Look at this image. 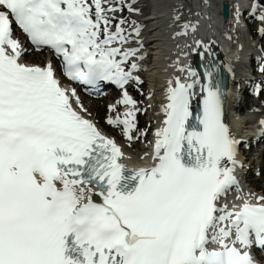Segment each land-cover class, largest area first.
Instances as JSON below:
<instances>
[{"label": "snow or ice", "instance_id": "1", "mask_svg": "<svg viewBox=\"0 0 264 264\" xmlns=\"http://www.w3.org/2000/svg\"><path fill=\"white\" fill-rule=\"evenodd\" d=\"M136 4L0 0V264H258L264 193H245L236 175L240 142L227 123L223 82L224 68L234 76L230 62L217 61L202 39L185 45L202 70L181 66L186 78L167 81L163 120L144 154L151 167L129 168L131 157L62 83L61 75L89 92L116 85L121 98L109 111L117 115L107 123L121 127L129 147L147 137L137 121L147 109L127 87L143 83ZM233 7L239 24L243 13ZM251 8L264 22V3ZM17 27L36 51L53 52L59 72L51 60H25L31 50ZM197 30L185 21L174 38Z\"/></svg>", "mask_w": 264, "mask_h": 264}, {"label": "bare ground", "instance_id": "2", "mask_svg": "<svg viewBox=\"0 0 264 264\" xmlns=\"http://www.w3.org/2000/svg\"><path fill=\"white\" fill-rule=\"evenodd\" d=\"M236 1L238 4H240L241 0H233V2H236ZM152 2L156 6V9H160L164 15L170 14L172 18H174L177 15L181 16L183 13L186 14L187 19L196 18L198 20L197 22H194V21L191 22L192 24H195L198 26V30L194 37L197 39L206 38L207 31L205 28H203V24L201 23V21L204 20V18L201 15L202 10L196 4H194V6L192 3H189V6L183 5L181 0H152ZM206 4H207L208 11L204 13L211 15L217 12V8L215 7L213 3L206 2ZM142 7L144 11L147 8L145 4ZM124 15L127 16L128 13L125 12ZM132 18H134V15ZM154 20L156 21L151 25L153 29L150 30V36L148 37V39L142 38L143 44H147L150 48L152 45L153 48H155V50L157 51L156 55L159 57V59L156 61L154 65L153 72L148 75L150 83L151 81H153L154 87H155L153 91V100L152 101L151 99L148 100V104L150 106H151V102L154 103V108L152 112H151V109L149 111L150 117L152 114L153 120L154 122H156L153 133L155 132L156 128L161 126V123L163 120L162 107L158 100L160 97L166 96L167 81L170 79L171 76L176 75L177 70H179L180 66L177 63L178 57L183 56L184 53L186 52L187 49L185 45L192 44L193 40L195 39L192 36L188 38H182L181 40L179 38H174L175 33L180 31L179 29H175L173 25L165 26L164 23L162 22V18L160 15L156 16ZM199 21L201 24L199 23ZM182 47H183V50H182ZM239 47L248 48L251 46L247 42V40L242 39L239 43ZM222 57L233 59L235 56L234 55L229 56L225 53V55H222ZM41 59L43 60V57L41 54H36L35 57L27 56L26 58L25 56V60L31 63H42L43 61L39 62V60ZM181 62L184 63V59H181ZM233 70L236 71L235 68H233ZM232 75L233 74H231V76ZM85 104H86V107L89 108V112L90 110H92L91 108L97 110L96 114L91 113V118L94 119L95 121L100 120L102 116H99V115L101 114V112H103L104 106H102L99 102H92V103L86 102ZM121 114H123V112ZM97 122H99V125H101L102 127H104V129H106L104 126V122L102 123L101 120ZM110 133L112 134L113 137H117L116 132L111 131ZM120 146L124 149L123 144H120ZM261 165L263 169V173L261 174L264 175V162L261 163ZM260 181L264 182L263 176H262V180L260 179ZM256 183L257 182L254 181L253 185L257 187L258 185H256Z\"/></svg>", "mask_w": 264, "mask_h": 264}, {"label": "rangeland", "instance_id": "3", "mask_svg": "<svg viewBox=\"0 0 264 264\" xmlns=\"http://www.w3.org/2000/svg\"><path fill=\"white\" fill-rule=\"evenodd\" d=\"M26 58H27V56H26ZM42 60V59H41ZM41 60H39V62L41 61ZM34 62H36V61H34ZM241 102H243V100L241 99ZM101 105H102V103H100ZM103 106V105H102ZM104 107H105V105H104ZM104 107H103V112H101V114L99 115V116H102V114H104V113H106V110L104 109ZM92 110H90V113H94V114H96V112H97V110L96 109H93V108H91ZM92 111V112H91ZM94 111V112H93ZM100 120H101V118H100ZM100 120H97V121H100ZM99 123V122H98ZM263 177H264V175H262ZM261 179V178H260ZM260 179L259 180H256L255 182H257L256 183V185H258L260 188L261 187H264V182L263 181H260ZM262 180V179H261ZM257 186V187H258Z\"/></svg>", "mask_w": 264, "mask_h": 264}, {"label": "water", "instance_id": "4", "mask_svg": "<svg viewBox=\"0 0 264 264\" xmlns=\"http://www.w3.org/2000/svg\"><path fill=\"white\" fill-rule=\"evenodd\" d=\"M228 18V8L226 5H224V19L227 20Z\"/></svg>", "mask_w": 264, "mask_h": 264}]
</instances>
